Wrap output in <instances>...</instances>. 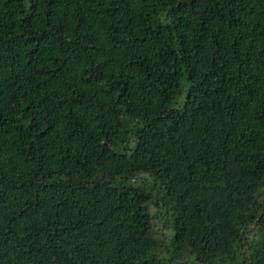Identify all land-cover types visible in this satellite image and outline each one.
Wrapping results in <instances>:
<instances>
[{"label":"trees","instance_id":"trees-1","mask_svg":"<svg viewBox=\"0 0 264 264\" xmlns=\"http://www.w3.org/2000/svg\"><path fill=\"white\" fill-rule=\"evenodd\" d=\"M0 264H264V0H0Z\"/></svg>","mask_w":264,"mask_h":264},{"label":"rangeland","instance_id":"rangeland-1","mask_svg":"<svg viewBox=\"0 0 264 264\" xmlns=\"http://www.w3.org/2000/svg\"><path fill=\"white\" fill-rule=\"evenodd\" d=\"M183 96H184V94H183ZM183 96L180 97L176 101L177 102L176 104H173L174 107L181 106L182 101H183ZM140 178L143 180L142 181L138 180L137 183L145 184L147 186H150L152 184L151 179L149 177H147L146 175H141ZM153 194H154V197L157 198V195H158L157 191H154ZM161 211H162V209H161V206L159 203L157 206L153 204L149 208V213L151 215H155L156 213L161 212ZM158 218L153 219L152 234L156 239L161 240L162 245H163V247L158 251L157 255L159 256V258H161L163 260H168L170 258V255H169L166 248L169 247L170 240H171L172 235H173V228H172V224L169 221L162 220L163 218L165 219V216H160V218L159 219ZM189 260H190L189 257L185 258V261H189Z\"/></svg>","mask_w":264,"mask_h":264}]
</instances>
